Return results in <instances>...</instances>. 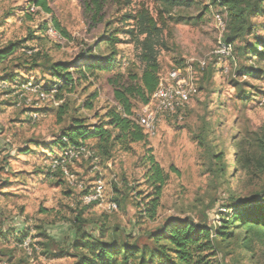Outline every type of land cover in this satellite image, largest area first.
<instances>
[{
  "label": "rangeland",
  "instance_id": "rangeland-1",
  "mask_svg": "<svg viewBox=\"0 0 264 264\" xmlns=\"http://www.w3.org/2000/svg\"><path fill=\"white\" fill-rule=\"evenodd\" d=\"M46 1L50 12L38 9L28 21L32 0H0V49L25 41L21 52L29 48L40 54L39 64L49 58L79 65L81 54L118 30L119 35H115L122 43L115 47L120 55L111 71L81 80L72 94H61L62 105L68 110L64 116L52 102H42L37 94L26 90L27 84L4 85L1 80L5 73L2 69L8 67V73L13 72L21 81L44 86L51 81L46 67L19 69L18 60L0 66V264H75L70 247L75 239L73 222L79 214L84 229L97 239L109 241L116 236L139 247L150 246L148 234L170 219L189 218L216 230L223 217L219 212L229 203L231 182L239 196L264 188V176L250 181L237 174L240 178L230 181L235 175L232 137L238 129L264 125V106L260 104L264 75L254 78L244 73L259 64L255 57H239L235 50L242 46L240 42L234 44L229 55L218 53L226 36L219 18L226 22V13L212 5L215 0H194L192 8L162 15L165 46L158 49L160 81L171 70H181L193 90L189 104L174 114H159L156 136L144 133V143L131 145L128 152L117 149L112 159L100 160L99 172L93 171L90 160L70 164V172L86 188L99 178L105 185L104 204L82 205L83 191L69 186L62 174L51 169V160L61 152L52 144L71 126L73 117L88 118V123L95 125L115 107L114 89L108 80L118 72L125 73L133 64L140 66L136 44L128 35L134 21L127 16L144 10L159 19L161 8L152 0H96L100 11L95 0ZM256 21L262 26L264 17ZM55 24L59 25L60 38L39 33L41 25ZM257 34L264 37V28L260 27ZM109 53L110 49L101 43L95 55ZM200 62L206 64L203 69ZM138 68L133 69L139 72ZM74 76L79 77L77 73ZM211 90L216 93L209 99ZM93 93H97L93 110H83ZM144 106L134 103V113H140ZM86 145L92 149L95 142ZM149 156L166 178L155 220L142 216L137 205L152 192L145 184ZM225 163L228 171L221 175L219 169ZM109 202L118 204L116 212L106 211ZM41 229L55 245L51 250H41L48 240L41 237L36 240L39 247L35 246L31 256L26 255L16 239L29 234L30 240ZM218 259L222 264H264V246L257 245L253 252L235 246L222 251Z\"/></svg>",
  "mask_w": 264,
  "mask_h": 264
},
{
  "label": "trees",
  "instance_id": "trees-1",
  "mask_svg": "<svg viewBox=\"0 0 264 264\" xmlns=\"http://www.w3.org/2000/svg\"><path fill=\"white\" fill-rule=\"evenodd\" d=\"M152 1L161 8L159 12L161 18L156 19L144 10L134 16H127V19L134 21L135 26L128 31V35L136 44L137 61L140 66L138 68L133 64L125 73L118 72L108 80L114 89L115 107L95 125H90L88 118L73 117L71 126L61 133L52 146L63 151L69 146L86 145V142L94 141L95 147L92 149L96 151L101 161H105L112 159L117 149L128 152L131 145L145 142L144 132L134 119L133 108L134 103L147 105L159 85L161 67L158 49L160 46H165L162 40L164 32L162 15L170 14L174 9H189L195 4L194 0ZM32 2L39 10L50 12L46 0H32ZM95 4L100 11V4L96 3V0ZM212 5L222 8L226 13L225 44L233 47L240 42L242 46H238L235 50L239 57L257 59L256 63L259 67L251 68L249 71L244 70V73L254 78L263 76L264 37H260L257 31L260 27L264 28V24L260 26L256 20L264 17V0H215ZM27 19L32 21L33 17L28 14ZM46 28V25H41L39 33L43 35ZM54 28L60 30L58 24H55ZM119 33L118 30L115 31V34L119 35ZM115 34L105 37L93 48L81 54L78 59L81 61L79 65L53 62L49 58H46L43 64H39L42 59L40 54H34L29 48L21 52V45L25 42L23 41L11 43L0 49V66L8 61L18 60L16 67L19 66V69L46 67L51 81L42 87L47 90L56 88L55 98L63 101L61 94L74 93L81 80L95 78L98 72L111 71L115 67L116 58L120 55L115 46L122 43ZM101 43L110 49L109 54L95 55ZM30 51L31 53H28ZM17 53H21L18 58L15 56ZM29 56L32 58L30 59ZM260 65H263V68ZM133 68H138L139 72H135ZM2 70L5 71L1 78L4 85L29 84L28 81L18 79L13 72L8 73V67ZM73 71L79 75L77 79ZM214 93L215 90L209 91L208 98L211 99ZM96 98L97 93L91 94L89 100L84 103L83 110L92 111L93 101ZM59 108L61 116L68 111L62 104ZM207 132L210 133V130ZM232 146L231 161L235 175L230 181H237L240 178L237 174H242L250 181L261 179L264 176V125L257 129L251 127L238 129L236 135L232 137ZM146 160L150 167L145 174V184L152 192L137 205L142 216L155 220L166 178L153 156L147 157ZM227 165L225 163L219 169V174H227ZM86 193L87 191L83 192L82 196ZM227 195L229 203L224 209L226 212H219L223 217L220 218L221 222L216 230L205 224L195 223L189 218L170 219L161 229L148 234L150 246L139 247L136 243L127 240L120 241L116 236H112L109 241H104L103 238L97 239L84 229L82 214H79L73 222L75 239L70 251L74 254L70 255L76 260L75 264H222L218 257L224 250L236 246L253 252L257 245L264 246V188L239 196L232 188L231 182ZM40 232L30 239L28 248H25L24 244L29 239V234L16 239L18 246L25 250L26 255L31 256L32 251L34 253L37 249L35 246L39 247L36 240L41 237L48 238L41 250L45 248L51 250L50 247L55 245L45 230L41 229Z\"/></svg>",
  "mask_w": 264,
  "mask_h": 264
},
{
  "label": "built area",
  "instance_id": "built-area-1",
  "mask_svg": "<svg viewBox=\"0 0 264 264\" xmlns=\"http://www.w3.org/2000/svg\"><path fill=\"white\" fill-rule=\"evenodd\" d=\"M37 8L35 5H30L28 14L34 16ZM219 24L224 32L226 30V22L219 18ZM45 37L57 39L60 38V33L52 26H47ZM233 51V48L229 44H223L222 50L218 53L229 55ZM30 53V52H28ZM205 62H200L202 69L205 66ZM26 90L37 94L42 102L50 101L56 107H59L63 102L57 100L55 95L57 93L56 88L50 90L44 89L42 86L35 84H27ZM192 88L187 83L186 79L182 76L181 70L173 69L169 72L166 79H159V85L156 91L150 98V101L145 105L140 113L135 114L134 119L137 124L142 128L143 132L150 136H156L157 134V117L159 114H174L178 111H182L189 104L192 95ZM260 104L264 106V96L260 100ZM33 119L37 116L32 113ZM90 160L92 162L93 171L99 172L100 158L96 151L89 149L86 145L69 146L65 150L60 152V155L51 160V169L56 172L59 171L69 186L87 191L82 196V203L85 206L93 204L105 203V185L101 178L97 179L93 186L86 188L83 182L78 183L76 176L70 172L69 165L79 160ZM101 175V173H100ZM106 211L109 213L116 212L118 210V204L116 202H109L106 204ZM222 212H226L222 210ZM30 240L25 242L24 247L28 248Z\"/></svg>",
  "mask_w": 264,
  "mask_h": 264
},
{
  "label": "crops",
  "instance_id": "crops-1",
  "mask_svg": "<svg viewBox=\"0 0 264 264\" xmlns=\"http://www.w3.org/2000/svg\"><path fill=\"white\" fill-rule=\"evenodd\" d=\"M47 233V232H46Z\"/></svg>",
  "mask_w": 264,
  "mask_h": 264
}]
</instances>
